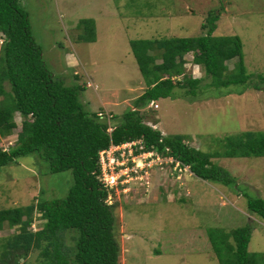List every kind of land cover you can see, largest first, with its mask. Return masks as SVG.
Here are the masks:
<instances>
[{"label": "rangeland", "instance_id": "rangeland-1", "mask_svg": "<svg viewBox=\"0 0 264 264\" xmlns=\"http://www.w3.org/2000/svg\"><path fill=\"white\" fill-rule=\"evenodd\" d=\"M20 1L30 14L49 69L68 85H84L81 100L86 108L94 113L108 110L116 123L122 122L127 110L135 109V100L148 88L133 42L198 37L205 34L202 26L209 13L220 12L214 35L242 39L246 68L253 76L249 84L211 87L190 53L180 81L202 78L196 97L177 89L176 97L156 101L159 109L149 105L141 112L146 114L145 122L165 136L186 135L188 144L207 153L221 151L227 136L264 131V91L254 87L257 76H264V0ZM88 20L95 22V42L81 38ZM237 61L228 63L231 69ZM22 122L17 114L18 127L13 135L0 139V150L17 142ZM36 159L37 155L21 157L16 164L0 168V209L68 194L74 183L72 171L46 174V163ZM139 162L145 172L126 177V171H118L122 179L112 182L116 199L111 203L120 204L116 209L120 264H220L208 230L248 225L253 228L249 250L264 253V221L249 211L245 196L264 198V157L213 158L236 178L235 188L203 181L187 170L154 160ZM43 224L37 214L33 230ZM14 232L6 226L0 230V239ZM40 254L34 251L21 264H42Z\"/></svg>", "mask_w": 264, "mask_h": 264}, {"label": "trees", "instance_id": "trees-1", "mask_svg": "<svg viewBox=\"0 0 264 264\" xmlns=\"http://www.w3.org/2000/svg\"><path fill=\"white\" fill-rule=\"evenodd\" d=\"M220 18V12L211 11L202 26L205 34L198 37L133 42L148 88L135 100V109L124 113L122 122L113 121L114 130L109 132L110 125L82 102L85 86L68 85L49 69L34 37L30 14L21 1L0 0V139L14 134L17 114L23 118L17 142L8 150H0V168L16 164L21 157L37 155L36 160L46 163V174L72 171L74 177L63 198L0 209V230L6 226L15 229L0 239V264H21L37 250L42 264H120L122 247L116 215L120 204L117 200L110 204L111 196L116 199L115 189L107 188L101 180L100 166L101 152L113 145L142 140L144 152L173 157L190 166L197 178L230 188L238 185L236 178L213 158L264 157V131L227 136L221 141V151L207 153L188 144L186 135L165 136L148 125L146 114L141 112L153 101L176 97L177 89L196 97L202 78L180 81L186 75L185 56L190 53L194 63L204 69L211 87L249 84L253 76L246 68L242 39L214 35ZM86 22L88 27L81 38L95 42V22ZM158 59L162 61L158 63ZM235 59L238 61L231 69L228 63ZM257 78L254 87L264 91V76ZM245 196L249 211L264 221V198ZM37 214L44 224L33 230ZM252 233L251 225L229 231L210 228L208 236L218 262L264 264V253L249 250Z\"/></svg>", "mask_w": 264, "mask_h": 264}, {"label": "built area", "instance_id": "built-area-1", "mask_svg": "<svg viewBox=\"0 0 264 264\" xmlns=\"http://www.w3.org/2000/svg\"><path fill=\"white\" fill-rule=\"evenodd\" d=\"M89 86H91L89 84ZM151 108L159 109V105L156 102L150 104ZM98 118L101 121H106L109 125V132L114 130L113 119L114 116L108 111L98 112ZM153 126V125H151ZM156 128V126H153ZM157 129V128H156ZM137 148L139 153H137ZM145 145L142 140L131 141L124 143L122 145H113L108 150L101 152L100 166L102 170L101 180L105 183V186L109 189H115V184H117L118 179L122 177L118 176L119 172H125L126 177L135 176L139 173L145 172V168L141 169V163L139 161L154 160V162H160V165H170L174 164L173 167L179 169L180 171L187 170L191 172L190 166H183L180 161H176L173 157H163L157 151L144 152ZM144 159H140L143 158ZM170 159V161H169ZM142 171V172H140ZM115 179V182L113 180ZM115 184H113V183ZM112 196L110 198L111 203Z\"/></svg>", "mask_w": 264, "mask_h": 264}, {"label": "clouds", "instance_id": "clouds-1", "mask_svg": "<svg viewBox=\"0 0 264 264\" xmlns=\"http://www.w3.org/2000/svg\"><path fill=\"white\" fill-rule=\"evenodd\" d=\"M100 112V111H99ZM111 113V112H110ZM112 114V113H111ZM114 116V115H113ZM115 117V116H114ZM113 121H114V119H113Z\"/></svg>", "mask_w": 264, "mask_h": 264}, {"label": "crops", "instance_id": "crops-1", "mask_svg": "<svg viewBox=\"0 0 264 264\" xmlns=\"http://www.w3.org/2000/svg\"><path fill=\"white\" fill-rule=\"evenodd\" d=\"M106 111H108V110H106Z\"/></svg>", "mask_w": 264, "mask_h": 264}]
</instances>
